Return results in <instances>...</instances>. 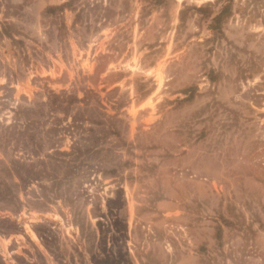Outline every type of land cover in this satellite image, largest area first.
I'll list each match as a JSON object with an SVG mask.
<instances>
[{
    "label": "rangeland",
    "instance_id": "obj_1",
    "mask_svg": "<svg viewBox=\"0 0 264 264\" xmlns=\"http://www.w3.org/2000/svg\"><path fill=\"white\" fill-rule=\"evenodd\" d=\"M68 1L0 0V264H264V0Z\"/></svg>",
    "mask_w": 264,
    "mask_h": 264
},
{
    "label": "trees",
    "instance_id": "obj_2",
    "mask_svg": "<svg viewBox=\"0 0 264 264\" xmlns=\"http://www.w3.org/2000/svg\"><path fill=\"white\" fill-rule=\"evenodd\" d=\"M74 0H70L66 2L65 4L58 6V7H50L47 10H56V9H64L67 6L71 5ZM173 0H140L141 3V14L140 18H144L147 15H150L154 10H158L159 8H165L167 7ZM231 0H228L227 2H224V5L221 6V10L219 13H217L215 16L210 15L209 13H205V16L202 17L201 20L203 19H209L208 23V29L212 31L213 37H209L206 39V42H211L213 39L216 40V38H221L224 36V32L222 30V23L226 17L227 14L230 13L231 9ZM211 4H207L202 7H189L184 5V7L180 10L179 12V24L177 25V34H179V30H181L184 26H186V22L188 19V13L191 9L196 10V11H204L208 8H210ZM9 25H6V27H3L0 29V35L4 36L6 35L9 38L13 37V34L9 32L8 30ZM199 44H203L201 42H198ZM55 98L57 95H55ZM187 99V98H186ZM75 100H78V98H75Z\"/></svg>",
    "mask_w": 264,
    "mask_h": 264
}]
</instances>
